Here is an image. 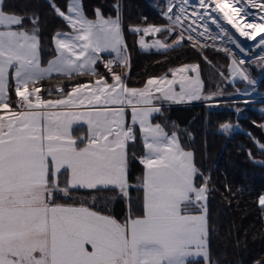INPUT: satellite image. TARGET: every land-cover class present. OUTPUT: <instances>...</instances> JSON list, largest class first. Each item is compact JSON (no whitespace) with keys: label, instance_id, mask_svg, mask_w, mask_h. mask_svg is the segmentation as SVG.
I'll return each mask as SVG.
<instances>
[{"label":"snow or ice","instance_id":"snow-or-ice-1","mask_svg":"<svg viewBox=\"0 0 264 264\" xmlns=\"http://www.w3.org/2000/svg\"><path fill=\"white\" fill-rule=\"evenodd\" d=\"M48 5L69 31L53 34L55 55L42 66L39 15L29 14L28 4L17 12L16 5L0 0V264H189L190 257H202L204 264H212L209 178L197 185L202 174L194 153L182 146L175 131L169 134L152 118L162 112V105L154 101H211L220 93L204 95L195 63L170 68L171 78L167 74L150 77L142 88L129 87L127 71L114 68H130L120 5L114 4L115 16L107 17L101 8H95L94 19L88 17L83 0H66L64 7L48 0ZM252 8L259 11H248ZM217 11L240 36L254 40L264 33V0H198L195 4L168 0L162 10L166 26H130L129 31L145 36L175 35L171 43L157 39L153 45L141 37L142 49L167 50L187 40L202 54L210 45L199 38L216 39L203 22L209 20L220 27L211 15ZM248 15L258 16L261 22L253 19L238 26L235 17ZM201 26L204 30L198 31ZM221 34L244 51L223 28ZM259 44L264 46V37ZM222 50L232 56L229 49ZM104 53L113 55L104 60ZM98 63L103 64L111 82L97 72ZM244 63L233 58L229 74L253 83L240 67ZM54 74L95 79L67 92L58 87L57 99H43L37 84ZM219 74L224 77L223 72ZM177 84L179 91L174 87ZM13 90L18 98L15 106L11 103ZM126 106L131 107V124L125 121ZM81 121L87 124L88 134L74 138L71 129ZM136 125L144 150L139 157L144 168L139 186L142 214H130L121 222L83 204L56 202L61 197L70 199L80 189H119L122 196L129 197L128 150L137 141ZM230 127L221 125L224 131ZM260 147L264 149V145ZM258 203L264 208V195ZM193 208L198 210L196 214Z\"/></svg>","mask_w":264,"mask_h":264},{"label":"trees","instance_id":"trees-1","mask_svg":"<svg viewBox=\"0 0 264 264\" xmlns=\"http://www.w3.org/2000/svg\"><path fill=\"white\" fill-rule=\"evenodd\" d=\"M56 2L62 7L66 4V0ZM5 3L9 6L16 5L17 12L28 4V13L35 12L39 15L41 61L45 65L54 53L53 34L69 29L52 13L48 0H5ZM117 3L120 5L122 32L130 56V68H114L117 72L127 71L129 87L141 88L150 77L169 75L170 68L193 63L199 65L204 95L214 91L217 86L220 87L223 81L218 78V72L225 73L229 64L225 54L204 48L201 54L188 41L164 52H143L138 48V34L129 31L130 26L163 23L147 0H83L89 18H94L93 10L97 7L102 9L105 17L115 16L113 5ZM25 26L31 27L28 21H25ZM95 67L100 75L107 76L111 82L102 63ZM255 75L256 78L258 75ZM94 79L87 75H74L72 78L52 76L39 81L37 86L41 88L43 99H57L58 87L67 92L76 84L88 83ZM49 91L52 92L51 95ZM257 91L264 93V76L258 82ZM10 95L14 106V90ZM221 107L219 110L214 106L209 109L205 104L162 107V112L155 115L152 122L160 123L166 129L170 125L175 126L182 146L194 153L195 164L202 174V178L197 180L198 184L203 183L204 177L209 178L207 187L208 194L212 197L215 232L212 264H264V208L258 203L259 197L264 195V149L260 147L264 145V103H227ZM225 123L236 125L238 130L230 135L221 133V125ZM82 132L83 127H76L72 130V136L81 137ZM136 134L137 141L134 145L130 144L128 150V181L132 186L129 192L130 202L129 197L119 195L116 189L95 192L74 190L70 199L61 197L56 202L83 204L96 210L97 207L90 199L109 194L115 199L106 211L117 220H123L127 212L132 215L142 214L143 191L139 186L144 168L139 163V157L144 154V150L137 128ZM61 179L63 181V177Z\"/></svg>","mask_w":264,"mask_h":264},{"label":"rangeland","instance_id":"rangeland-1","mask_svg":"<svg viewBox=\"0 0 264 264\" xmlns=\"http://www.w3.org/2000/svg\"><path fill=\"white\" fill-rule=\"evenodd\" d=\"M147 2L153 8V10L157 14H159L163 22L160 25H154V26H166L168 24V21L162 15V10L166 9L168 0H147ZM197 2L198 0H195V1L190 0V3L192 4H195ZM227 2L229 1L227 0ZM251 10L258 12L257 10H255V8H252ZM211 15L217 19V22L220 25V27H217L216 24L211 23V21L209 20H206L203 22V23H207L210 36L216 37V39H212V38L205 39L203 37H200L199 39L201 43L210 45L209 47H205L204 49H210L212 51L225 54L227 58L229 59V64L231 63L233 58H235L236 60H244L245 63L240 65V67L246 70L247 75L249 76L250 80L253 81V83H249L248 81H245L239 77L233 78L229 74V68H228L229 64H228L227 68L225 69L226 72L224 73V77H227V79H225L224 77H221L219 74L221 71H219L218 78L222 79L223 83L220 85V87L217 86L214 91L206 93V95L210 93H220V94L215 96L211 101L203 99L196 104H205V106H207L209 109H211V107L214 106L215 109L219 110V108H222L221 107L222 104H227V103H231V104L232 103L233 104H236V103L248 104V103H254V102L264 103V93L257 91L258 82L264 76V46L259 44L261 37H264V35L259 34L254 40H250L247 37L240 36L239 32L236 31V28H234L231 24L227 22L226 19L223 18V13H220L219 11H217L216 13H212ZM256 18L259 20L258 16ZM235 21L237 25L240 27H243L244 23L248 22L244 17L241 18L240 16L235 17ZM143 27H147V26H143ZM193 27H196V25H193ZM221 28H223L229 35H231L232 38L235 39L238 44H240V46L244 49L243 52H241L240 49L237 48L235 44L231 43V41L227 39V36H224L221 34ZM203 30L204 29L202 26L198 28V31H203ZM244 30L248 32L253 31V29H246V28ZM192 34L195 35V33H192ZM139 35L145 36L143 35L142 32ZM160 37H162V39H165V37H168L167 40H164L166 41V43H171V41L175 39V35L168 36L166 32H163V33H158L156 35L149 34L147 35L146 40H150L152 38H160ZM184 41H187V40H184ZM145 42L149 45H153L155 41L153 40V41H145ZM225 48L231 51L232 56H230L228 53L222 50ZM151 49H154V47H151ZM255 74L258 75L256 78H255L256 76ZM263 111H264V107H263ZM79 123L80 125H85L83 121ZM164 127H165V130L169 134H171L173 131H175L176 133L178 131V129L172 125L168 126L167 129H166V126ZM237 130H238V127L234 125V126H231L230 129L227 131L220 129V132L226 135H230ZM197 185H199L198 182H197ZM117 193L121 195L118 190H117ZM114 199L115 198L109 194L99 195V197L91 198L90 202L95 207L98 208V209L95 208L98 212L104 213V214L106 212L107 215H109L111 213L109 211H106V208L109 207L108 205H110L111 202L114 201ZM207 210H208L209 231H210V237H209L210 259L212 261L213 255H214L215 232H214V226H213L212 197L208 193H207ZM191 211L193 214H196L198 210L196 208H193ZM127 218L128 217L126 216L121 222H123ZM197 262H201L200 264H204V260L202 257H190L189 258V264H194Z\"/></svg>","mask_w":264,"mask_h":264},{"label":"crops","instance_id":"crops-1","mask_svg":"<svg viewBox=\"0 0 264 264\" xmlns=\"http://www.w3.org/2000/svg\"><path fill=\"white\" fill-rule=\"evenodd\" d=\"M94 19V18H93ZM69 31V30H68ZM139 34H141V33H139ZM138 34V40H137V44H138V48L141 50V51H143V52H148V51H155V52H164V51H167V50H169L170 48H168L167 50H164V49H157L156 47H154V49H151V48H149V49H142L140 46H139V40L141 39V37H143V39H144V41H155V40H157V39H160L161 41H164L165 39H162V37H160V38H152V39H150V40H146V37L147 36H141V35H139ZM164 42H166V41H164ZM151 43H153V42H151ZM53 50H54V53H53V55H52V57L50 58V59H52L53 57H54V55H55V49H54V45H53ZM112 55L113 54H109V53H104L103 54V57H105V60H107V59H110L111 57H112ZM49 59V60H50ZM47 65V63L44 65V66H46ZM189 75H195L194 73H191V72H189ZM53 76H58V75H56V74H54ZM168 78H171V73L168 75ZM174 87H175V89H176V91H179V85L177 84V85H174ZM142 88V87H141ZM201 100H203V98L202 99H200V100H191V101H187V100H185V101H183V102H181V103H174V102H168V101H154V104H156L157 106H160V105H162V107H170V106H185V105H191V104H196V103H198V102H200ZM60 110H63V109H60ZM156 114H154L153 115V117L155 116ZM125 120H126V123H128V124H131L132 123V112H131V107L130 106H126V108H125ZM83 126V128H84V132H82V135H81V137H84V136H87V134H88V128H87V124L85 123V125H80V123H77V124H74L73 125V127H72V129H71V133H72V130L74 129V128H76V127H82ZM136 128L139 130V126L138 125H136ZM83 134H84V136H83ZM86 134V135H85ZM141 141H142V139H141ZM143 145V144H142ZM83 146V145H82ZM143 173H144V171H143ZM80 190H86V189H80ZM116 190H118L119 191V189H116ZM89 191H91V190H89ZM96 211V210H95ZM102 214H104V213H102ZM106 215H107V213H105ZM109 215H111V214H109ZM128 215H130L128 212L126 213V216L128 217ZM122 221V220H121Z\"/></svg>","mask_w":264,"mask_h":264},{"label":"bare ground","instance_id":"bare-ground-1","mask_svg":"<svg viewBox=\"0 0 264 264\" xmlns=\"http://www.w3.org/2000/svg\"><path fill=\"white\" fill-rule=\"evenodd\" d=\"M229 2H232V0H228ZM234 6H238V5H234ZM257 11H259L258 9H255ZM248 11L250 12H255V11H252L251 9H248ZM248 22H252L253 19H255L257 22H260L256 17L254 18L253 16L251 15H248V16H243ZM262 35H264V33H260Z\"/></svg>","mask_w":264,"mask_h":264},{"label":"built area","instance_id":"built-area-1","mask_svg":"<svg viewBox=\"0 0 264 264\" xmlns=\"http://www.w3.org/2000/svg\"><path fill=\"white\" fill-rule=\"evenodd\" d=\"M18 98L16 97V100H17ZM14 106H15V104H14ZM0 112H2V110H0Z\"/></svg>","mask_w":264,"mask_h":264}]
</instances>
